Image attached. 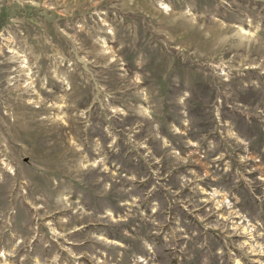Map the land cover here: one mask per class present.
Returning a JSON list of instances; mask_svg holds the SVG:
<instances>
[{"label":"rangeland","instance_id":"1","mask_svg":"<svg viewBox=\"0 0 264 264\" xmlns=\"http://www.w3.org/2000/svg\"><path fill=\"white\" fill-rule=\"evenodd\" d=\"M0 264H264V0H0Z\"/></svg>","mask_w":264,"mask_h":264}]
</instances>
